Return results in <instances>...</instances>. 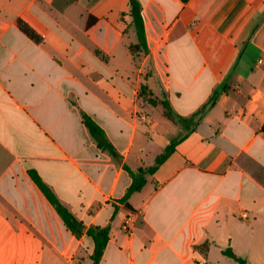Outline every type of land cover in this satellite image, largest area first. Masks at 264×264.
Returning <instances> with one entry per match:
<instances>
[{"label":"crops","instance_id":"1","mask_svg":"<svg viewBox=\"0 0 264 264\" xmlns=\"http://www.w3.org/2000/svg\"><path fill=\"white\" fill-rule=\"evenodd\" d=\"M138 1L141 60L128 0H0V264H93L91 227L110 228L99 264H264V0ZM142 84L183 117L218 93L125 200L184 134Z\"/></svg>","mask_w":264,"mask_h":264},{"label":"trees","instance_id":"2","mask_svg":"<svg viewBox=\"0 0 264 264\" xmlns=\"http://www.w3.org/2000/svg\"><path fill=\"white\" fill-rule=\"evenodd\" d=\"M129 1V11L128 16L131 18V25L134 27L137 36V42L130 45V52L132 55L139 59L148 52V42L146 37V25L142 16V5L138 0H128ZM187 2L188 0H182ZM218 89H216L210 98V100L204 104L196 113L191 117H183L176 113L172 108L169 100L167 98L158 99L154 96L153 92L149 89L148 85L142 84L139 92L140 98L146 101L148 104L157 106L161 105L164 109L165 116L180 125L184 130V134L176 139H174L170 145H168L162 154H160L152 167L147 169H142L138 173H131L133 182L128 189L125 200H128L132 194L140 191L146 184V175L154 174L156 170L162 165L175 151L176 147L185 139L189 134H191L198 122L208 112L216 103V95ZM84 122L90 131V133L99 140L100 146L105 149H111L112 146L108 143L104 131L99 125H97L90 117L84 116ZM30 175L35 183L38 185L40 190L44 193L48 201L56 209L57 213L60 215L64 221L67 228L77 237H80L85 232V225L79 221L72 212L65 207L61 201L58 199L54 191L39 177L35 171H31ZM110 228L101 227H91L87 234L93 237L95 242L94 254L92 256L93 264H99L103 256L104 250L107 246L109 240ZM202 247L209 249V243L203 244ZM223 254L228 258L234 260L238 264H248L247 261L236 255L231 248H227L223 251Z\"/></svg>","mask_w":264,"mask_h":264},{"label":"rangeland","instance_id":"3","mask_svg":"<svg viewBox=\"0 0 264 264\" xmlns=\"http://www.w3.org/2000/svg\"><path fill=\"white\" fill-rule=\"evenodd\" d=\"M142 57H143V56H142ZM142 57H140V59H138V60H141ZM150 74H151V70H149V71L147 70V72L145 71V75H146V77H148ZM200 249H201L202 252L205 251L204 247H200Z\"/></svg>","mask_w":264,"mask_h":264},{"label":"built area","instance_id":"4","mask_svg":"<svg viewBox=\"0 0 264 264\" xmlns=\"http://www.w3.org/2000/svg\"><path fill=\"white\" fill-rule=\"evenodd\" d=\"M244 217H246V215H244ZM128 228H129V227L125 226L126 231L128 230Z\"/></svg>","mask_w":264,"mask_h":264}]
</instances>
